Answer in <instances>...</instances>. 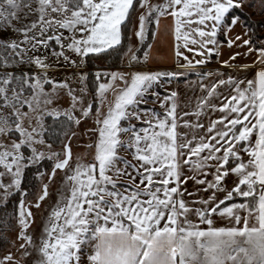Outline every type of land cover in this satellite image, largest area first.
<instances>
[{
  "label": "snow or ice",
  "instance_id": "1",
  "mask_svg": "<svg viewBox=\"0 0 264 264\" xmlns=\"http://www.w3.org/2000/svg\"><path fill=\"white\" fill-rule=\"evenodd\" d=\"M0 264H264V0H0Z\"/></svg>",
  "mask_w": 264,
  "mask_h": 264
}]
</instances>
